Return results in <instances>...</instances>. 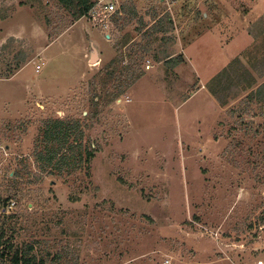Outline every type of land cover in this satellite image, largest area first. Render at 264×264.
<instances>
[{
    "label": "rangeland",
    "instance_id": "rangeland-1",
    "mask_svg": "<svg viewBox=\"0 0 264 264\" xmlns=\"http://www.w3.org/2000/svg\"><path fill=\"white\" fill-rule=\"evenodd\" d=\"M110 1L103 28L58 0H0L3 33L23 36L0 53L2 240L13 231L47 264L57 253L67 264H264V105L240 86L221 104L207 87L232 60L264 80V0ZM165 17L167 30L151 33ZM137 44L149 51L128 76ZM185 52L194 68L169 63ZM54 119L79 120L93 147L75 171L36 162Z\"/></svg>",
    "mask_w": 264,
    "mask_h": 264
},
{
    "label": "trees",
    "instance_id": "trees-1",
    "mask_svg": "<svg viewBox=\"0 0 264 264\" xmlns=\"http://www.w3.org/2000/svg\"><path fill=\"white\" fill-rule=\"evenodd\" d=\"M61 5L65 8L72 10V16L75 20L86 15L90 7L95 3L96 0H58ZM133 11L134 6L129 5ZM124 9V5L122 7ZM125 11V9H124ZM131 11V12H132ZM130 12V13H131ZM160 22L152 26L153 32H160L167 30L165 25L171 24L170 17L159 18ZM64 23V22H63ZM65 24V23H64ZM60 28V26L53 28L51 35H58L62 33L66 27L70 24H66ZM164 26L161 28V26ZM150 31V30H149ZM148 35H151L150 32ZM135 45V44H134ZM131 54L133 56L137 54V59L132 58L130 55V62L124 66L126 68V73L128 76H132L133 72L137 73L139 69V62L144 59L146 53L149 51V45L137 44L135 48L133 46L130 48ZM251 51V50H250ZM247 56L254 54V52L245 53ZM128 56V55H127ZM123 58L118 57L115 62L122 61ZM172 59V58H169ZM174 60V59H173ZM235 60L229 62L226 68L217 74L211 81L208 82L209 93L221 104L226 103L227 97L231 94L235 87L240 86L242 90H249L246 100L248 102L257 101L264 105V80L257 85V78L253 73L254 70H250L246 67L240 65V72L237 67L231 65ZM264 59L261 58L260 67L255 69L257 76L264 77ZM169 63L176 64L178 62H173L169 60ZM263 64V65H262ZM232 68H231V67ZM255 68L254 64L252 65ZM112 68V67H110ZM109 74L112 71L109 70ZM139 75V74H138ZM137 74L135 79L139 78ZM134 81V80H133ZM257 85V86H256ZM256 86V87H255ZM255 87V88H254ZM122 90L119 91V94ZM79 120H73L71 122L54 119L48 120L44 123L42 128V134L38 138L39 143H41L42 148H40L35 153L36 162L39 163V168L41 171L46 169L55 170L60 173L62 171L72 172L78 169L83 162H89L93 157V147L83 145V131L81 129ZM17 174L13 172L11 177H16ZM11 196H7L4 199L0 198V213L5 214L6 202ZM4 230L1 228L0 231V264H47V259L44 257H37L35 255L34 246L32 244H25L23 247L18 246L13 243L12 234L2 240L4 237ZM65 256L61 253L55 254L51 258V264H67L63 263L62 259ZM7 258V259H6Z\"/></svg>",
    "mask_w": 264,
    "mask_h": 264
},
{
    "label": "crops",
    "instance_id": "crops-1",
    "mask_svg": "<svg viewBox=\"0 0 264 264\" xmlns=\"http://www.w3.org/2000/svg\"><path fill=\"white\" fill-rule=\"evenodd\" d=\"M9 2H12V1H9ZM8 19H10V16H9V18H7L6 13L0 14V53L12 54V53H15L14 49H16V47L19 46L20 40L23 39V36H22V32L18 29H15V30L11 29L10 31L3 33L2 30L5 27V23H6L5 21ZM33 34L37 35V37L40 38L42 35L41 28L37 25L35 27V25H34ZM7 40H8V44L6 43ZM1 50H3V52H1ZM226 53H228L227 50H226ZM227 57H228V61H229V56H227ZM169 58H172V57L167 56L166 61H168ZM191 59H192L191 56L187 55V52H185L184 56H181V58H179L177 61H179L178 63H181V64H189L190 63L193 66ZM228 61L226 60V62H228ZM229 62H231V61H229ZM229 62H228V64H229ZM29 63H30L29 60H24V61H21L20 63H18L16 66L11 64L10 67H13L11 70H13L14 74L12 75L13 78L10 81L16 79V82H18L20 80L17 78L18 74H20L24 70L26 65ZM193 68H194V66H193ZM198 77H199V82H201L200 76H198ZM205 78L207 79V77H205ZM205 84H206V82L204 83V81H202L201 86L194 92L193 95L198 96V95H200L199 94L200 92H202V91L204 92V89H206Z\"/></svg>",
    "mask_w": 264,
    "mask_h": 264
},
{
    "label": "built area",
    "instance_id": "built-area-1",
    "mask_svg": "<svg viewBox=\"0 0 264 264\" xmlns=\"http://www.w3.org/2000/svg\"><path fill=\"white\" fill-rule=\"evenodd\" d=\"M115 9L114 4L110 0H96L88 10L87 15L90 16L94 24L107 28L108 17L115 12ZM40 68V65L36 64L34 71L39 72ZM146 68H149L148 64L146 65Z\"/></svg>",
    "mask_w": 264,
    "mask_h": 264
},
{
    "label": "water",
    "instance_id": "water-1",
    "mask_svg": "<svg viewBox=\"0 0 264 264\" xmlns=\"http://www.w3.org/2000/svg\"><path fill=\"white\" fill-rule=\"evenodd\" d=\"M91 56H92V58H91L92 61L96 59V57H95L96 52H95V48L93 46H92Z\"/></svg>",
    "mask_w": 264,
    "mask_h": 264
}]
</instances>
